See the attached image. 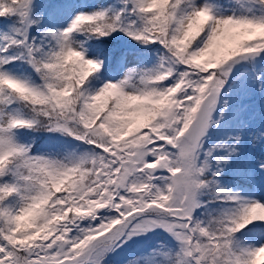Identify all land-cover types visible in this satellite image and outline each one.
I'll return each instance as SVG.
<instances>
[{
    "label": "snow or ice",
    "instance_id": "snow-or-ice-1",
    "mask_svg": "<svg viewBox=\"0 0 264 264\" xmlns=\"http://www.w3.org/2000/svg\"><path fill=\"white\" fill-rule=\"evenodd\" d=\"M0 264H264V0H0Z\"/></svg>",
    "mask_w": 264,
    "mask_h": 264
}]
</instances>
